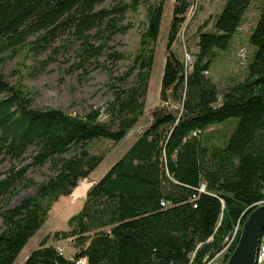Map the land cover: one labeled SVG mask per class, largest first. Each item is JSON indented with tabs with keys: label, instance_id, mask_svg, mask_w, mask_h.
<instances>
[{
	"label": "trees",
	"instance_id": "obj_1",
	"mask_svg": "<svg viewBox=\"0 0 264 264\" xmlns=\"http://www.w3.org/2000/svg\"><path fill=\"white\" fill-rule=\"evenodd\" d=\"M104 1L0 0V65L7 51L37 55L58 40L78 47L77 67L98 62L113 35L125 32V12L137 6L117 1L98 7ZM253 1L226 0L213 21L198 25L188 68L172 45L184 35L194 0H174L159 104L149 124L88 190L67 229L47 234L22 264H80L81 258L85 264H204L237 227L233 251L244 220L264 200V0L248 37L254 49L245 76L219 95L205 74ZM163 6V0L146 4L138 50L119 78L134 80L113 88L106 121L98 108L70 114L33 107L28 93L0 73V160H20L32 150V166L50 162L55 172L12 207L7 202L20 186L33 183H23L29 166L12 167L0 178V264H13L56 201L102 162L104 154L88 144L121 141L143 115ZM210 21L212 31H204ZM50 239L69 240L71 257Z\"/></svg>",
	"mask_w": 264,
	"mask_h": 264
},
{
	"label": "rangeland",
	"instance_id": "obj_2",
	"mask_svg": "<svg viewBox=\"0 0 264 264\" xmlns=\"http://www.w3.org/2000/svg\"><path fill=\"white\" fill-rule=\"evenodd\" d=\"M117 1L125 3L136 1L137 6L134 10L125 12L124 20L120 23L122 26L126 25L125 32L113 35L108 43V48L104 51V55L99 57L98 62H89L85 66L77 67L76 50L78 47L67 45L63 40H58L53 46L37 55L26 49L16 51L18 53L10 51L3 53L4 62L0 65V73L10 85L28 93L33 107H53L70 114H83L90 109L98 108L100 109L99 119L106 121L107 117L103 113V109L106 102L113 97V88L129 86L134 80V75L125 81H121L119 78L129 68L131 59L138 50L141 33L147 25L146 4H157L160 0H105L98 7H110ZM163 1V14L155 44L143 115L121 141L113 142L100 139L88 144L92 151L103 153L104 159L90 175L78 183L72 193L62 196L56 201L44 224L28 240L13 264H22L28 254L40 245L47 234L67 229L68 219L82 208L88 190L149 124L152 111L159 104L161 78L165 63V44L174 5V0ZM225 1L194 0L188 18L183 25L184 35L182 36V32H180L172 45V49L183 59L188 68L193 61L192 52L196 50L198 25L209 18H212L211 21H213L222 10ZM261 6L262 3L259 0H254L250 4L238 32L230 40L228 47L225 50H217L215 57L210 60L209 71L205 75L217 86L219 95L232 82L245 76L246 63L254 49L249 45L248 37ZM211 21L204 31H212ZM241 49L246 51V57L243 60ZM110 53L120 54V59L115 60V55L110 57ZM73 153L74 150H71L64 156L68 157ZM31 162L32 150H28L20 160H0V178L4 177L12 167L14 170H18L29 166L25 174L27 179L23 183L25 184L27 180L33 181L27 186H20L6 206L12 207L21 199L33 195L38 184L45 182L55 174L50 162L42 166H32ZM3 203H0V206ZM260 205H264V200L260 202ZM1 228L0 218V230ZM48 243L56 245V248H60L63 254L71 257L73 248L69 240L50 239Z\"/></svg>",
	"mask_w": 264,
	"mask_h": 264
},
{
	"label": "water",
	"instance_id": "obj_3",
	"mask_svg": "<svg viewBox=\"0 0 264 264\" xmlns=\"http://www.w3.org/2000/svg\"><path fill=\"white\" fill-rule=\"evenodd\" d=\"M264 228V205L253 209L244 220L237 244L226 264H254L257 244Z\"/></svg>",
	"mask_w": 264,
	"mask_h": 264
},
{
	"label": "built area",
	"instance_id": "obj_4",
	"mask_svg": "<svg viewBox=\"0 0 264 264\" xmlns=\"http://www.w3.org/2000/svg\"><path fill=\"white\" fill-rule=\"evenodd\" d=\"M240 52L242 54L241 55L242 60L245 59L246 51L244 49H241ZM200 190L201 191L204 190L203 184L201 185ZM236 236H237V227H235L234 230L232 231V233L228 237L225 238L224 245H223L222 249L219 252L215 253L211 259L206 260L204 262V264H224L225 259H226V261L228 260L227 255L231 254L230 249L233 246V243L235 242ZM57 250L60 253H62L60 248ZM77 263L85 264L86 260H85V258H81L77 261ZM254 264H264V228H263V230L260 234L259 240H258Z\"/></svg>",
	"mask_w": 264,
	"mask_h": 264
},
{
	"label": "bare ground",
	"instance_id": "obj_5",
	"mask_svg": "<svg viewBox=\"0 0 264 264\" xmlns=\"http://www.w3.org/2000/svg\"><path fill=\"white\" fill-rule=\"evenodd\" d=\"M183 39V38H182Z\"/></svg>",
	"mask_w": 264,
	"mask_h": 264
}]
</instances>
